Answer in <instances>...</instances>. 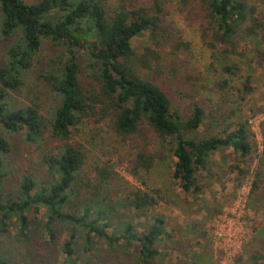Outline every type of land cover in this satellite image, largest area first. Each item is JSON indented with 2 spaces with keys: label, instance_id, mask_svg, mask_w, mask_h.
<instances>
[{
  "label": "trees",
  "instance_id": "obj_1",
  "mask_svg": "<svg viewBox=\"0 0 264 264\" xmlns=\"http://www.w3.org/2000/svg\"><path fill=\"white\" fill-rule=\"evenodd\" d=\"M174 0H0V37L10 40L5 52V66L0 68V231L8 219L17 215L21 235L26 236L28 213L47 211L44 229L49 242L56 239L58 222L71 230L65 242L67 259L75 252L74 239L83 232L85 250L92 248L93 234L110 244L134 238L129 223L120 236L109 235L108 220L115 212L108 203L109 181L113 172L106 167L97 169L96 180L85 179L87 160L84 145L71 143L73 128L84 122L108 121L111 132L129 147V166L138 175L149 172L156 162L152 151V135L173 138L176 158L173 178L184 191L202 190L196 173L204 161L216 151L234 148L243 153L249 150L244 125L227 133L226 121L234 111L217 116L211 99L202 91L194 75L176 85V67L165 62L163 47L171 45L172 54L180 51L182 40L163 25L168 14L167 2ZM188 20L199 18L203 39L213 58L220 62L222 78L216 81L224 96L234 89L241 69L236 56L239 41L257 36L263 25L256 8L247 0H176ZM148 35L147 43L135 49L132 40ZM57 47L58 54L48 61V73L43 79L50 87L52 102L48 115L40 112L38 104L11 107L3 100L10 90L23 86L24 73L29 69L44 39ZM62 49V52L60 50ZM84 51L81 55L79 52ZM60 52V53H59ZM84 61V62H83ZM216 66L211 64L212 68ZM218 68V67H217ZM246 77L242 83L241 99L253 91ZM192 80V84L188 81ZM176 85L177 94L190 100V116L183 118L170 109V100L163 85ZM189 84V88H187ZM213 89H209L212 91ZM241 91V90H240ZM225 101H217L220 105ZM220 109V107H218ZM219 118V119H218ZM210 119L216 132L207 128L204 138L196 130ZM209 125V123H206ZM24 132L25 138L37 144L45 172L39 176L24 174L17 196L5 197L6 170L4 155L11 151L6 133ZM49 135L62 144L53 149L41 142ZM106 166V165H105ZM256 186V183H255ZM134 204L145 210L156 204L148 192L137 191ZM162 230L155 224L149 233L135 236L140 248L138 259L149 264L157 258V242ZM0 264L7 261L0 259ZM257 264H264L259 262Z\"/></svg>",
  "mask_w": 264,
  "mask_h": 264
},
{
  "label": "rangeland",
  "instance_id": "obj_2",
  "mask_svg": "<svg viewBox=\"0 0 264 264\" xmlns=\"http://www.w3.org/2000/svg\"><path fill=\"white\" fill-rule=\"evenodd\" d=\"M25 1L33 3L39 0ZM247 1L256 8L263 25L257 36H247L239 41L236 56L231 59L238 61L241 72L234 81V89L226 96L216 85V81L222 78L220 61L212 57L204 42L199 18L188 20L176 0L167 2L168 14L163 25L182 40L183 46L172 54L171 45H167L163 52L165 62L175 64L177 86L184 83L189 75H194L199 85L207 87L201 93L211 99L213 112L223 115L231 109L234 111V115L221 123L224 127L228 125L227 133L244 125L249 150L243 153L230 147L211 154L196 173L202 190L187 192L173 178L176 161L173 138L151 133L155 166L149 172L135 175L129 166V146L111 132L108 121L94 119L79 124L73 128L70 142L84 145L87 155L84 180L94 182L99 168L106 167L113 172L107 185L109 192L105 194L115 212L108 219L111 225L106 232L120 236L131 223L134 238L130 244L126 238L110 244L93 234L92 248L85 250L86 239L79 231L70 261L65 252V242L70 238L71 230L58 222L56 239L49 242L44 229L47 211L42 208L28 213L26 236L21 235L17 215L8 219L5 230L0 231V259L7 264H141L138 259L140 244L135 236L149 233L157 224L162 230L156 244L159 254L149 264H257L264 261V0ZM148 40L147 34L137 36L132 40L133 47L141 49ZM9 43L10 40L0 37V68L6 65L4 55ZM57 49L45 38L40 52L24 73L23 86L10 90L3 101L11 107L35 102L40 112L48 115L52 93L43 74L48 73V61L56 57ZM79 54L83 55L84 51ZM213 63L218 68H212ZM246 77H251L253 91L241 99L242 83ZM188 83L192 84V80ZM176 85L171 88L163 85L170 100V109L187 118L191 102L178 96ZM211 88L213 90L209 91ZM217 101L225 103L217 105ZM221 114L217 113V116ZM206 126L216 132L223 128L205 119L196 130L198 138H204ZM6 137L11 151L4 155V159L10 174L4 178L2 189L7 198L17 196L24 174L39 176L45 168L40 155L42 147L29 142L24 132L6 133ZM41 144L53 149L62 143L46 135ZM139 190L153 195L156 204L143 211L137 210L134 194Z\"/></svg>",
  "mask_w": 264,
  "mask_h": 264
}]
</instances>
